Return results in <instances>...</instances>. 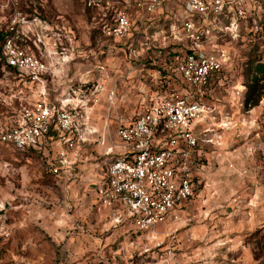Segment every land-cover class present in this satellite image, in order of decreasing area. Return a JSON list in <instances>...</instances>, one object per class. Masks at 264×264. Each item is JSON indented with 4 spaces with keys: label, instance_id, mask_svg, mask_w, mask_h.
Wrapping results in <instances>:
<instances>
[{
    "label": "rangeland",
    "instance_id": "374dc122",
    "mask_svg": "<svg viewBox=\"0 0 264 264\" xmlns=\"http://www.w3.org/2000/svg\"><path fill=\"white\" fill-rule=\"evenodd\" d=\"M176 2L178 6L173 11L168 2L163 4L172 17L183 3ZM122 4V0H0V133L13 123L16 108L5 102L8 94L16 90L18 74L5 66L7 39L13 38L16 46L44 61L67 53L76 56L83 46L89 53L95 44L111 38L101 30L114 23L115 6ZM172 21L167 20V24ZM219 44L228 49L232 60L214 90L203 99L208 110L199 129H217L222 123H229V127L223 130V146L213 147L201 141L200 149H206L201 155L193 153L197 196L178 221L181 224L176 234L183 228L191 229L199 240L197 252H205L202 247L207 244L201 241L204 237L198 236L213 234L209 237L211 244L221 241V237L233 239L229 248L224 243L216 244L217 250L224 247L225 256L204 253L198 262L191 260L190 247L184 255L189 260L187 264H264V97L258 106L245 109L244 81L250 69L242 64L243 54L250 47L237 45L228 37L221 38ZM94 51L97 53L98 48ZM55 186V177L38 154L0 143V264H115L112 248L93 249L85 258L80 255L78 242H73V248L67 243L57 245L42 227L38 218L48 212ZM29 226L37 228L45 239L39 241L31 232L26 236L20 233ZM154 234L151 238L156 237ZM158 242L152 252L160 250L162 243ZM71 248L78 250L74 253ZM175 249V245L168 246L165 252L157 253L158 258L166 255L171 264H177L172 254L179 249Z\"/></svg>",
    "mask_w": 264,
    "mask_h": 264
},
{
    "label": "built area",
    "instance_id": "2783aa9c",
    "mask_svg": "<svg viewBox=\"0 0 264 264\" xmlns=\"http://www.w3.org/2000/svg\"><path fill=\"white\" fill-rule=\"evenodd\" d=\"M167 1L137 2L141 12L138 24L126 5L116 11L114 23L103 31L116 41L124 40L134 26L140 34L143 26L150 28V15ZM177 1L183 3L173 13L174 19L169 18L173 20L167 37L171 41L169 66L162 89L134 121L118 128L128 153L107 163L96 189L100 205H122L140 230L155 229L197 195L192 156L194 152L201 155L200 142L224 145L223 130L229 123L217 129H199L208 110L203 99L232 60L219 40L228 37L237 45L257 44L264 62V0ZM4 49L6 65L18 74L16 90L5 99L8 106L16 107L14 121L1 131L0 143L19 151L48 153L56 141L59 148L51 171L59 175L73 164L86 135L92 132L86 103L81 101L69 109L49 102L42 90L49 69L46 61L16 46L13 38L7 39ZM128 53L130 58L139 57L134 45L128 47ZM102 90L103 86L96 84L91 93ZM31 96L40 97L31 100ZM113 220L119 222V218Z\"/></svg>",
    "mask_w": 264,
    "mask_h": 264
},
{
    "label": "crops",
    "instance_id": "0c3cea01",
    "mask_svg": "<svg viewBox=\"0 0 264 264\" xmlns=\"http://www.w3.org/2000/svg\"><path fill=\"white\" fill-rule=\"evenodd\" d=\"M122 1V6H115V13L129 4L135 24L140 23L141 15H138V11L141 12L136 4L141 0ZM167 2L173 11L177 6L176 0ZM164 5L150 15V28L145 29L143 26L140 34L137 32L138 26H134L124 40L109 38L95 44L89 53L87 47L83 46L76 56L67 53L45 60L49 67L43 76L42 85L46 98L53 104L65 105L69 109L85 101L92 132L86 135L73 164L59 175L51 171V164L59 148L56 141L49 146L48 153L38 150L23 152L38 154L55 177L56 189L48 202V212L38 218L42 220V227L57 245L67 243L73 248V242H78V247L76 243L75 247L79 248L80 255H85V258H88L89 251L106 247L112 248L115 264H171L168 256L160 255L158 258V254L165 252L168 246L175 245V250L179 249V252L172 254L174 262L187 264L189 260L184 255L190 247L191 260L198 262L204 253L217 252L220 257L225 256L224 247L217 250L216 244L224 243L229 248V242L233 240L231 237H221V241L211 244L209 237H213V234L198 236L204 237L201 241L207 244L201 245L205 252H197L199 240L191 229L183 228L176 234L179 229L177 225L181 224L178 221L189 209L192 199L173 211L167 221L149 230H140L130 212L122 205L115 204L109 208L97 201V185L107 163L128 153L126 145L118 136V128L134 121L136 115L150 103L154 93L162 89L163 77L169 66L168 47L171 41L167 37L172 26V22L167 24L170 14L167 13L168 9L164 10ZM161 20L164 25L160 24ZM132 45L139 54L137 59L129 57L128 47ZM95 47L98 48L97 53ZM155 65L160 68H155ZM96 84L102 85L103 90L93 94L91 92ZM84 90L87 93L83 94ZM39 97L31 96V100ZM114 218H119V222H114ZM151 234L156 237L151 238ZM158 241L162 243L160 250L152 252L154 246L158 247ZM166 241L167 245L164 244ZM72 248L70 250L74 253L78 250Z\"/></svg>",
    "mask_w": 264,
    "mask_h": 264
},
{
    "label": "trees",
    "instance_id": "16d2710c",
    "mask_svg": "<svg viewBox=\"0 0 264 264\" xmlns=\"http://www.w3.org/2000/svg\"><path fill=\"white\" fill-rule=\"evenodd\" d=\"M248 46L250 47V50L247 54H243V57L245 59L242 66L246 65L247 68L250 69L248 74L247 72L245 73L244 84L246 93L244 99V107L246 110H251L252 108L258 106L261 99L264 97V62H260V60H262V56L259 52L257 44L248 43ZM247 68L244 70H247ZM29 232L35 234V237L39 241L45 239L44 234L33 226H29L27 229L21 231L20 233L26 236L27 234H30Z\"/></svg>",
    "mask_w": 264,
    "mask_h": 264
}]
</instances>
